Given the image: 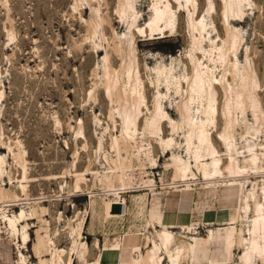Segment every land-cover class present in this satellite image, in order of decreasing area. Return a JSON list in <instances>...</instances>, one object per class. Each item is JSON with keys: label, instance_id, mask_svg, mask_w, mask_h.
Masks as SVG:
<instances>
[{"label": "rangeland", "instance_id": "obj_1", "mask_svg": "<svg viewBox=\"0 0 264 264\" xmlns=\"http://www.w3.org/2000/svg\"><path fill=\"white\" fill-rule=\"evenodd\" d=\"M155 1L135 0L126 18L122 0H0V264H144L164 232L160 264H246L253 241L264 245L254 221L258 204L264 212V0L231 17L241 44L230 57L253 76L258 102L233 108L232 126L222 82L236 86L240 74L210 59L227 36L224 3L209 12L210 0L176 2L173 29L141 32ZM197 17L210 31L197 55L221 85L208 125L218 152L194 161L198 143L188 148L180 107ZM169 69L179 90L161 76ZM138 92V130L128 132L122 113ZM157 102L174 124L153 118ZM181 159L191 163L187 178ZM232 160L241 171H229ZM253 263L264 264V252Z\"/></svg>", "mask_w": 264, "mask_h": 264}, {"label": "bare ground", "instance_id": "obj_2", "mask_svg": "<svg viewBox=\"0 0 264 264\" xmlns=\"http://www.w3.org/2000/svg\"><path fill=\"white\" fill-rule=\"evenodd\" d=\"M121 1V0H120ZM194 1V0H186ZM198 1V0H197ZM245 1L246 0H222L224 3L223 13L225 15V21L227 22V36L224 38V43L217 48V55H211L210 59L214 61H221L223 64L227 63L232 66V72L234 76L239 75L238 85L233 86L229 79L225 82H222V86L230 93L229 100L227 101L225 108V115L228 126L234 125L236 122L235 117L232 116V111L235 107L246 111L247 104L249 107L255 106L256 97L253 95L252 88V78L248 72H241L238 67V59L233 60L230 56L235 54L238 51L241 44V37L239 30L231 22L232 16H238L245 13ZM135 0H122L120 2L121 7L118 9L123 17H128L129 15L135 16L137 13ZM179 2L183 3V0H156L153 5V16L150 20H147V25L145 27L138 26L141 32H148V29L153 33L154 31H163L166 32L169 29H173L176 24L177 12L175 11L174 3ZM214 3L213 0H210V7L208 11L210 12ZM184 7V6H183ZM194 29H198L199 33H194L193 36V46L191 52V59L194 63V74L192 76L189 92L190 96L188 101L180 107L181 114L183 116L184 122L189 126L190 135L187 137L189 141V149L191 150V145L194 140L198 143V149L193 150L194 161H197L202 155H214L218 152L216 146L213 142L211 132L208 129L210 123L217 122L219 115V104H218V93L217 86L221 85L218 81V76L215 75L214 69L207 64L205 61L197 55L200 50H203L205 53L203 42L206 39V34L209 33L208 24L205 22L204 18L199 19L197 17L193 20L192 23ZM207 32V33H205ZM223 39V38H222ZM209 42V41H208ZM206 43V42H205ZM192 45V44H191ZM217 45V44H216ZM213 46V45H212ZM215 48V47H214ZM213 50V49H212ZM193 51H196L193 52ZM215 52V51H214ZM200 53V52H199ZM237 54V53H236ZM235 54V55H236ZM230 69V70H231ZM161 76L165 77L166 85L168 88L176 86L179 90L180 81L177 79V76L174 74L172 69L169 71L162 70L160 71ZM139 75V74H138ZM224 76V75H223ZM139 79L138 76H136ZM255 82V81H254ZM182 87V86H181ZM137 91V87L134 91ZM182 90V88H181ZM4 92V90H3ZM188 92V91H187ZM140 95L133 97V107H127L123 114L124 126L128 132L134 127L135 131L138 130L137 116L140 112V106L145 100V96L138 92ZM198 101L199 106L194 107L193 104ZM258 103V102H257ZM256 103V105H257ZM258 106V105H257ZM234 108V109H233ZM233 109V110H232ZM258 109V108H257ZM256 109V110H257ZM243 112V113H244ZM154 119H161L162 121L171 120L174 124L173 119L169 113L162 107V104L157 102L153 112ZM177 125V124H176ZM231 128V127H230ZM134 137V135H133ZM224 141L227 143L228 147L235 151L236 148L231 141H229V134L227 132L222 134ZM132 138V137H131ZM173 141V140H172ZM171 142V141H169ZM166 143V142H165ZM205 150L206 154H202V151ZM209 158V156H207ZM236 157H232V159ZM2 156L0 155V160ZM256 159V156L253 157V160ZM219 160V159H215ZM179 163L178 171L180 172L181 177H189V175L194 174L191 171V163L187 160H178ZM232 164L228 165V169L231 173H236L241 171L240 168L233 166L235 160H232ZM224 169L221 166H217L215 171L224 173ZM208 172V171H207ZM210 173V172H209ZM256 210L257 218H255L256 227L263 228L264 234V212L262 210V205L258 204ZM10 223L13 225L16 222V218H10ZM169 234L167 232L161 233L160 237L162 243L159 244L154 242L153 246L150 247L144 264H160L161 255H159V250L162 248L163 244H166ZM24 241L28 239V232L23 233ZM256 252H264V245L260 244L258 240H254L252 243V248L249 251H246L242 258L245 260L246 264H252L253 255ZM163 264V263H162ZM254 264V263H253Z\"/></svg>", "mask_w": 264, "mask_h": 264}]
</instances>
